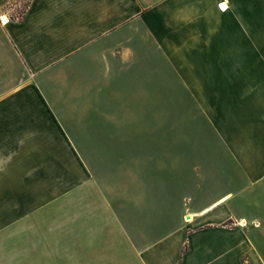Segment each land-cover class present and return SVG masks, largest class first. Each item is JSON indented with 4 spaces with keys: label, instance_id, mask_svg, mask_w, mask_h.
Instances as JSON below:
<instances>
[{
    "label": "crops",
    "instance_id": "obj_1",
    "mask_svg": "<svg viewBox=\"0 0 264 264\" xmlns=\"http://www.w3.org/2000/svg\"><path fill=\"white\" fill-rule=\"evenodd\" d=\"M262 142L264 0H0V264H264Z\"/></svg>",
    "mask_w": 264,
    "mask_h": 264
},
{
    "label": "rangeland",
    "instance_id": "obj_2",
    "mask_svg": "<svg viewBox=\"0 0 264 264\" xmlns=\"http://www.w3.org/2000/svg\"><path fill=\"white\" fill-rule=\"evenodd\" d=\"M174 119H177V117L175 116ZM260 145L262 147L264 145V142L260 143ZM263 148H264V146H263ZM263 152H264V149H263ZM257 161H258L257 168L259 169L264 164V155L260 156L257 159ZM1 194L2 193H0V196L5 198L4 193L2 195ZM2 202H4V201H0V203H2ZM20 216H21V208H12V207H7L5 205L0 204V242H1L0 246L6 245V234H11V232H12L11 231L12 229H10V230L7 229V227L9 225L10 226L12 225L11 221H13L14 219H17ZM14 229L15 228L13 227V230ZM0 259H2V255L0 256Z\"/></svg>",
    "mask_w": 264,
    "mask_h": 264
},
{
    "label": "built area",
    "instance_id": "obj_3",
    "mask_svg": "<svg viewBox=\"0 0 264 264\" xmlns=\"http://www.w3.org/2000/svg\"><path fill=\"white\" fill-rule=\"evenodd\" d=\"M219 6H220L222 9H224V8H225V7H223V6H222V4H221V3H219ZM1 21H2V19H1Z\"/></svg>",
    "mask_w": 264,
    "mask_h": 264
},
{
    "label": "bare ground",
    "instance_id": "obj_4",
    "mask_svg": "<svg viewBox=\"0 0 264 264\" xmlns=\"http://www.w3.org/2000/svg\"><path fill=\"white\" fill-rule=\"evenodd\" d=\"M2 20L5 22V19L4 18Z\"/></svg>",
    "mask_w": 264,
    "mask_h": 264
}]
</instances>
